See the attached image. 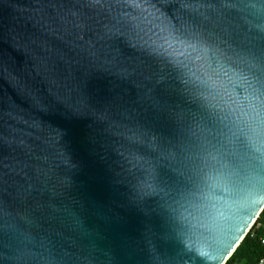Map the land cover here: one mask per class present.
<instances>
[{"label": "water", "instance_id": "1", "mask_svg": "<svg viewBox=\"0 0 264 264\" xmlns=\"http://www.w3.org/2000/svg\"><path fill=\"white\" fill-rule=\"evenodd\" d=\"M176 18L194 20L202 41L174 39ZM262 28L264 0H0V264H226L264 190L234 179L175 213L160 196L141 211L148 171L170 167L140 132L165 135L148 117L176 87V64L192 96L177 93L163 119L185 114L183 144L211 139L217 113L247 118L238 73L253 78L246 61Z\"/></svg>", "mask_w": 264, "mask_h": 264}, {"label": "snow or ice", "instance_id": "2", "mask_svg": "<svg viewBox=\"0 0 264 264\" xmlns=\"http://www.w3.org/2000/svg\"><path fill=\"white\" fill-rule=\"evenodd\" d=\"M179 2L184 8L192 3H207L209 0ZM176 19L181 26L173 28L174 39L190 44L192 41H202L194 20L181 22L179 18ZM249 55L250 60L246 62L253 78L250 79L243 73L238 75L251 97L250 114L245 119L232 120L228 114L220 116L217 113L219 130L211 139L205 137L196 149L189 148L180 140L184 135L182 131L186 120L184 113L171 111V118L163 119V113L170 111V105L178 98L177 93L179 98L185 101L192 96L184 66L173 65L172 83L176 87L162 89L159 92V111L148 117L150 121L160 117L158 123L165 135L156 136L147 124L140 132L142 136H153L156 150L160 153V158L169 165L170 171L162 172L159 169L148 171V179L142 181L139 187L138 207L141 211L147 210L148 198L160 196L167 208L175 213V205H179L181 200H187L196 192L205 190L209 195L226 193L229 191V181L234 182V179H242L254 190H264V28L260 31L259 47H254ZM166 62L172 63L170 60ZM204 85L211 87L207 82H204ZM204 99L207 100V97ZM179 219L187 221L188 217ZM187 231L190 229L182 231L181 236L183 237ZM3 247V239L0 237V250ZM185 247L188 253L196 251L191 236H188ZM198 255L206 257L207 254L201 252Z\"/></svg>", "mask_w": 264, "mask_h": 264}, {"label": "trees", "instance_id": "3", "mask_svg": "<svg viewBox=\"0 0 264 264\" xmlns=\"http://www.w3.org/2000/svg\"><path fill=\"white\" fill-rule=\"evenodd\" d=\"M264 210L226 264H258L264 259Z\"/></svg>", "mask_w": 264, "mask_h": 264}, {"label": "built area", "instance_id": "4", "mask_svg": "<svg viewBox=\"0 0 264 264\" xmlns=\"http://www.w3.org/2000/svg\"><path fill=\"white\" fill-rule=\"evenodd\" d=\"M262 242L264 244V238H262ZM258 264H264V259L260 260V262Z\"/></svg>", "mask_w": 264, "mask_h": 264}]
</instances>
